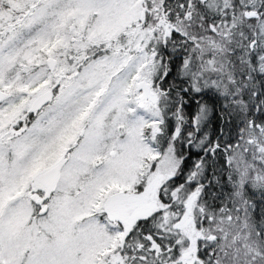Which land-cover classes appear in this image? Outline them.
Listing matches in <instances>:
<instances>
[{
    "label": "snow or ice",
    "instance_id": "obj_1",
    "mask_svg": "<svg viewBox=\"0 0 264 264\" xmlns=\"http://www.w3.org/2000/svg\"><path fill=\"white\" fill-rule=\"evenodd\" d=\"M0 264H264V0H0Z\"/></svg>",
    "mask_w": 264,
    "mask_h": 264
}]
</instances>
